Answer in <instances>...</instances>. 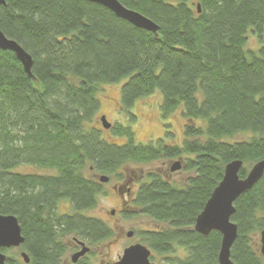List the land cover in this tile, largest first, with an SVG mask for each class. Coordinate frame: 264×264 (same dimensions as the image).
<instances>
[{
    "label": "trees",
    "instance_id": "1",
    "mask_svg": "<svg viewBox=\"0 0 264 264\" xmlns=\"http://www.w3.org/2000/svg\"><path fill=\"white\" fill-rule=\"evenodd\" d=\"M119 1L153 20L158 34L86 0L0 4V29L31 55L35 77L13 51L0 49V214L18 218L20 252L30 257L7 255L8 264H67L71 235L90 245L114 236L85 213L103 193L88 169L122 179L130 164L176 158L194 171L184 185L155 171L135 191L132 206L167 224L140 231L141 241L169 264H219L221 233L197 232L196 219L228 163L242 160L244 178L264 159V46L246 49L249 33L264 35V0ZM123 79L120 110L132 119L136 101L157 89L164 118L182 106V143H136L132 127L119 123L110 129L125 142L103 137L93 124L99 86ZM242 133L249 137L235 139ZM165 136H173L170 124ZM20 165L47 172L22 173ZM65 201L71 213L60 212ZM234 207L232 261L264 264L251 236L264 229V174Z\"/></svg>",
    "mask_w": 264,
    "mask_h": 264
},
{
    "label": "rangeland",
    "instance_id": "2",
    "mask_svg": "<svg viewBox=\"0 0 264 264\" xmlns=\"http://www.w3.org/2000/svg\"><path fill=\"white\" fill-rule=\"evenodd\" d=\"M248 41L246 44V49L259 50L264 46V35L258 36L254 33H249L247 35ZM125 79L117 83L101 84L98 91V99L101 104L100 111L96 116L94 121V126L102 129V135L105 139L123 143L124 138L117 137L112 133V129H105L101 122V117L105 115L107 120L112 124H121L123 126H131L135 132L136 143L146 144L149 142L156 143L160 138L167 139L169 143H182L183 141V125L184 117L182 115V106L168 119L164 118L161 112V104L163 101L162 92L157 89L151 95L139 98L135 105L133 106L131 112L135 115L132 119V115H127L125 111L120 110L121 104V87ZM167 124H170L173 136L166 137L165 131L167 130ZM249 135L246 133L239 134L235 137L237 140L246 139ZM182 161L180 158L173 159L172 161H156L154 163L141 165V164H130L121 170L123 172L124 178L117 179L112 177L110 181L104 182L103 193L99 196L98 206L88 212H85L88 216L97 217L105 221L113 230L114 236L106 241H102L95 245H90L92 252L88 255V258L92 261V264H103L113 263L117 260L118 256H121L123 250L135 243L141 242L140 231L161 229L167 226L166 223L156 221L151 217L142 214L138 209H135L129 203L124 205L121 210H119V195L117 192L113 191L112 187L115 183H125L129 179L135 180L132 188L134 192L139 187V184L147 180L145 173L155 172L159 170L160 167H166L169 170L175 161ZM251 166L249 167V169ZM22 173H46L47 170L38 169L29 165H20L15 169ZM170 179V181L178 184L184 185L189 178V176L194 175V171L179 170L175 172L165 171ZM142 174L143 177H141ZM87 176H93L98 182L100 174L94 173L92 170L88 169ZM130 202V198L127 197ZM113 209L115 213L112 214ZM59 210L61 213H71V204L69 202H62L59 204ZM126 213L129 216H126ZM133 231V236H128L129 231ZM73 236L68 237L67 242L71 244V248L67 251L65 262L67 264H72L71 256L74 253L73 248L75 244L73 243ZM252 239L255 241V246L260 248L261 245V235L260 232L252 234ZM146 245V244H145ZM179 252L183 249L179 248ZM6 254L10 257L20 255V248L9 249ZM152 260L158 264H169L168 260L164 259V256L156 254L153 252Z\"/></svg>",
    "mask_w": 264,
    "mask_h": 264
},
{
    "label": "water",
    "instance_id": "3",
    "mask_svg": "<svg viewBox=\"0 0 264 264\" xmlns=\"http://www.w3.org/2000/svg\"><path fill=\"white\" fill-rule=\"evenodd\" d=\"M103 5L112 10L118 17L127 20L134 26L149 30L158 34L159 26L142 13L130 9L119 0H86ZM0 4H5V0H0ZM198 10L200 4H198ZM0 49L13 51L21 61L28 75L35 79L32 72L33 59L31 55L15 40L8 38L0 29ZM102 125L105 129H110L112 124L106 116L101 117ZM244 166L242 160H234L228 163L224 170V176L213 190L210 198L205 204L202 212L198 215L195 223V230L203 235H208L211 231H218L222 235L221 247L218 255L219 264H234L231 259V248L238 236V226L232 221L235 212L234 202L236 199L251 189L264 174V159L256 162L248 171L244 178L240 176V170ZM182 168L181 161H175L171 166V171H179ZM109 176L100 175L101 182H108ZM114 214V211H112ZM134 232L129 231L128 236H133ZM261 245L260 253L264 257V229L260 231ZM22 228L18 218L11 214H0V264H8V256L3 249L20 248L24 243ZM81 245V249L71 256L72 263H76L81 257L90 252V247L83 241L76 240ZM25 263L30 262V257L26 251L20 252ZM109 264H158L151 261V249L143 243H135L123 250L119 259Z\"/></svg>",
    "mask_w": 264,
    "mask_h": 264
},
{
    "label": "flooded vegetation",
    "instance_id": "4",
    "mask_svg": "<svg viewBox=\"0 0 264 264\" xmlns=\"http://www.w3.org/2000/svg\"><path fill=\"white\" fill-rule=\"evenodd\" d=\"M170 161H172V160H170ZM181 163H182V161H181ZM165 171H169V172H172L171 171V168L169 169V170H167L166 169V167H164V168H162V167H160L159 168V170H157V172L158 173H160L163 177H165V178H168V176L166 175L167 173L165 172ZM175 172V171H174ZM146 174V175H145ZM145 174H142L141 175V177H143V175H145V177H147V174L148 173H145ZM111 179V178H110ZM169 179V178H168ZM110 181V180H109ZM135 183V180H133V179H129V180H127L124 184L123 183H115L114 185H113V187H112V189H113V191H115V192H117L118 193V195H119V210H121V208L124 206V205H126L127 203H129V205H131V203H132V200L134 199V196H135V192H134V190H133V188H132V186H133V184ZM141 184V183H140ZM140 184H139V186H140ZM127 197L128 198H130V202H129V200L127 199ZM113 211H114V213H115V209H113ZM73 243L75 244V247L73 248V250H74V253L75 252H77L78 250H80L81 249V245H79L75 240L73 241ZM86 245H88L87 243H85ZM90 252H91V250H90ZM89 252V253H90ZM89 253H87L85 256H83V257H81V258H84V257H88V255H89ZM152 255H153V253H152V250H151V261H153L152 260ZM119 257L120 256H118V258H117V260L119 259ZM80 258V259H81ZM79 259V260H80ZM116 260V261H117ZM154 262V261H153ZM101 264H103V261L101 262ZM109 264V263H108Z\"/></svg>",
    "mask_w": 264,
    "mask_h": 264
}]
</instances>
